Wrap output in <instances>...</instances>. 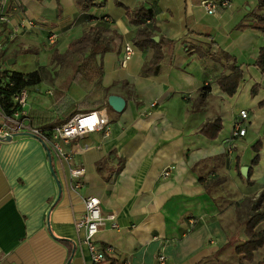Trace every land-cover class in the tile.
Segmentation results:
<instances>
[{
  "label": "crops",
  "instance_id": "crops-1",
  "mask_svg": "<svg viewBox=\"0 0 264 264\" xmlns=\"http://www.w3.org/2000/svg\"><path fill=\"white\" fill-rule=\"evenodd\" d=\"M199 1L104 0L88 11L74 0L0 1V15L8 19L0 21V72L45 66L54 77L28 92V124L32 109L53 107L52 92L60 79V74L53 75L60 71L51 60L54 49L64 53L101 18L123 37L118 51L103 54L100 83H74L67 92L76 102L88 94L77 112L107 107L109 123L64 144L69 160L50 153L61 187L57 201L42 143L24 134L0 141V264H92L83 231L75 224L88 195L99 198L102 214L115 212L118 223L95 235L99 245L111 247L99 264L111 259L116 264H257L264 258V247L253 262L234 252L246 238L243 226L233 237L235 202L264 190V74L254 65L264 32L251 27L249 16L258 0H229L215 14L206 13ZM140 3L154 12L157 41L159 36L173 41L170 58L161 60L157 73L141 72L153 48L134 44L138 26L127 20L123 8ZM6 33L14 35L7 38ZM125 43H131L133 53L122 65ZM233 65L240 66L242 78L229 96L216 79L231 74ZM86 84L90 88L85 90ZM204 85L210 90L200 101L198 91ZM254 85L257 90L251 93ZM109 94L125 99L121 112L107 105ZM97 100L102 103L93 104ZM241 109L247 112L245 133L230 142ZM217 117L222 128L216 138L198 133ZM256 141L259 159L252 165L253 184L247 185L236 165L251 166ZM101 161L99 172L96 164ZM72 167L84 170L78 187ZM200 177L222 180L206 191Z\"/></svg>",
  "mask_w": 264,
  "mask_h": 264
},
{
  "label": "trees",
  "instance_id": "trees-1",
  "mask_svg": "<svg viewBox=\"0 0 264 264\" xmlns=\"http://www.w3.org/2000/svg\"><path fill=\"white\" fill-rule=\"evenodd\" d=\"M75 4L83 11H88L91 7L102 6L104 0H74ZM116 4L121 5L119 2ZM125 15L130 23L138 26L136 34L133 38L135 45L139 47L151 46L153 53L151 58L143 64L141 72L143 74L157 73L161 69V60L165 57L170 58L173 41L159 36L158 41H153L152 37L158 35L159 28L154 18V12L151 8L144 4H138L134 8L123 7ZM251 27L264 32V0H258L256 7L250 12ZM84 18L90 20L89 14H85ZM3 28H0V32ZM123 37L116 30L109 27L107 20L101 18L95 24L91 25L80 37L72 40L64 53H59L56 49L52 51L51 60L60 65V71H54V76L60 74V79L52 92V109H43L36 107L29 113V122L32 127L51 128L69 119L74 113L79 110L80 105L86 102L88 94L80 102L73 101L67 94L71 84L80 83L82 81L100 83L103 73L102 56L105 52L116 50L118 51L119 44ZM254 65L259 71L264 74V46L258 50V54L254 60ZM232 73L229 75L221 74L216 83L223 92L232 96L239 85L242 78V70L240 66L233 65ZM6 78L0 80V102L7 112H12L16 108L14 95L25 89L27 92L32 90V87L42 81H53L50 70L45 66L28 71H2L0 77ZM258 85H254L251 93L257 90ZM104 90H107L105 88ZM210 90L209 85H204L198 91V99L203 100ZM102 100H97L93 104H101ZM222 128L221 119L219 117L207 121L202 124L198 133H201L209 139L217 137ZM255 151L254 157L251 159V166L247 170L246 176H242L240 167L236 165V171L247 185H252L250 179L252 174V165L256 164L259 159V141H256L252 146ZM103 161L96 164L97 171L101 172ZM205 190L209 191L211 186L216 182L221 181V177L206 181L200 177ZM234 215L237 225H243V232L246 236L245 240L237 243L234 246V252L241 260L253 262L254 254L257 250L264 247V228L260 227L264 223V190L257 197L245 196L240 201L234 204ZM231 237H229V243ZM110 264H116V261L111 259ZM257 264H264V258L259 260Z\"/></svg>",
  "mask_w": 264,
  "mask_h": 264
},
{
  "label": "built area",
  "instance_id": "built-area-1",
  "mask_svg": "<svg viewBox=\"0 0 264 264\" xmlns=\"http://www.w3.org/2000/svg\"><path fill=\"white\" fill-rule=\"evenodd\" d=\"M4 2V0H0ZM229 0H200L199 5L208 14H215L221 7L228 6ZM1 22H7L8 19L4 15H0ZM14 33H6L7 38L13 36ZM1 47V46H0ZM133 53L131 43H125L120 63L123 65ZM28 92L23 89L14 95L16 108L12 112H7L0 102V137L5 135H19L20 132H31L36 134L42 142H44L50 153L52 152L58 159L69 160L70 154L64 149V144L70 141L82 138L84 135L94 131L106 129L109 123V115L107 107H98L87 111H79L74 113L66 121L51 127L48 130H42L32 127L26 123L27 110L25 109ZM247 121V112L245 109L239 110L233 121V127L229 141L234 138L243 136L245 133V125ZM1 141V140H0ZM84 170L80 167L70 168V175L74 179V187L81 185V177ZM168 171L164 170L162 175H167ZM84 210L76 218L75 224L78 230L83 231V242L87 245L90 261L92 264H99L105 260L107 252L111 250L110 246L99 245L95 239L97 232L108 225L111 228L118 226L115 212L102 214L100 209V200L94 195H88L83 199ZM163 263V257L158 258ZM118 264H129L124 260Z\"/></svg>",
  "mask_w": 264,
  "mask_h": 264
},
{
  "label": "water",
  "instance_id": "water-1",
  "mask_svg": "<svg viewBox=\"0 0 264 264\" xmlns=\"http://www.w3.org/2000/svg\"><path fill=\"white\" fill-rule=\"evenodd\" d=\"M158 37L157 36H153L152 37V40L154 41H157ZM13 62V59H8L7 63H12ZM107 105L110 107V109L116 113H119L123 110L124 106H125V99L123 97H121L120 95H116V94H109L107 96ZM19 135L20 134H24V135H29V136H32L36 139H38L43 147L45 148L46 152H47V156H48V160H49V166H50V171L55 179V182H56V185H57V197L55 199V201L58 200L59 196H60V193H61V187H60V184H59V181L55 175V172H54V169H53V166L51 164V154H50V151L47 147V145L41 141V139L34 133H31V132H20L18 133ZM0 140L1 141H8V140H11V136L9 135H5L3 137H0ZM247 170H248V166L247 165H243L240 167V172H241V175L242 176H246L247 174Z\"/></svg>",
  "mask_w": 264,
  "mask_h": 264
},
{
  "label": "rangeland",
  "instance_id": "rangeland-1",
  "mask_svg": "<svg viewBox=\"0 0 264 264\" xmlns=\"http://www.w3.org/2000/svg\"><path fill=\"white\" fill-rule=\"evenodd\" d=\"M92 85H94V84H92ZM95 86V85H94ZM88 88H90V84H86V86H85V90L86 89H88ZM96 95H94V91H92V98L93 97H95ZM252 148V147H251ZM252 150H253V148H252ZM241 180H242V178H241ZM252 197H253V194L251 195ZM241 226H243V225H237V222H236V220L234 219V227H235V230L233 231V237L235 236V234L237 233V231L239 230V227H241Z\"/></svg>",
  "mask_w": 264,
  "mask_h": 264
}]
</instances>
